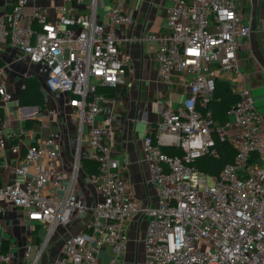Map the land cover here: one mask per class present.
Returning <instances> with one entry per match:
<instances>
[{
	"label": "built area",
	"instance_id": "2783aa9c",
	"mask_svg": "<svg viewBox=\"0 0 264 264\" xmlns=\"http://www.w3.org/2000/svg\"><path fill=\"white\" fill-rule=\"evenodd\" d=\"M3 34L30 62L48 67L44 84L48 91L67 96L66 104L88 126V158L96 163L90 174L101 194L92 209V233L79 232L66 238L62 252L48 264H106L99 248L108 243L117 257L127 251V226L131 219L148 218L144 239V264H264V140L260 115L248 88L228 110V120L219 124L207 108L218 80H229L238 68V48L251 33L237 0H171L164 33L156 48L158 72L165 82H187L188 96L180 108L169 98L157 130L144 139L143 152L150 164L157 203L141 204L128 194V184L113 153L114 114L97 120L105 94L100 86L115 87L127 72L121 50L124 32L134 23V14L122 8L127 0H68L51 19L37 7L26 23L29 0H5ZM84 4L80 12L76 4ZM2 67L0 65V75ZM0 98H13L0 81ZM53 113V111L51 112ZM6 125V121H2ZM1 132V131H0ZM236 150L219 175L200 172L196 160L216 153V140ZM7 141L0 136V150ZM180 153L170 154L165 149ZM20 152L19 144L12 146ZM61 147L54 138L30 145L15 168L31 180L0 187V202L23 209L32 222L45 227L36 256L32 247L25 257L37 264L42 249L56 229L67 225L84 210L83 195L75 194L79 155L62 196L65 172L58 170ZM43 161L39 162L40 159ZM211 179V183L209 182ZM53 182L56 191L45 193ZM15 255L1 254L0 264H13Z\"/></svg>",
	"mask_w": 264,
	"mask_h": 264
},
{
	"label": "crops",
	"instance_id": "0c3cea01",
	"mask_svg": "<svg viewBox=\"0 0 264 264\" xmlns=\"http://www.w3.org/2000/svg\"><path fill=\"white\" fill-rule=\"evenodd\" d=\"M237 2L245 21L251 26V33L241 40L237 55L238 68L225 81L238 93L243 88L250 90L254 106L260 115L261 137L264 140V0ZM111 3V0H104L99 14L102 15L103 10ZM171 4V0L123 2L122 8L133 13L135 18L134 23L125 30V39L121 45L127 61V72L117 86L99 87V92L103 94L108 90H113L114 94L105 95L106 98L101 100L97 120L101 121L105 116L114 114L112 155L120 164V172L128 184L129 196L141 204L154 205L158 200L150 164L144 157V139L157 130L166 100L171 98L173 107L180 108L189 93L187 82H165L158 72L155 52L160 37L167 32L166 18ZM73 5L68 0H29L24 9L23 21L26 23L28 16L37 7L44 8L48 16L55 19L62 6L70 8ZM76 5L80 12L87 10L84 4ZM9 8L5 0H0V81L13 95L9 101L0 98V111L7 123L4 126L1 124L0 132V136L7 141V146L0 150V187L16 181L26 183L31 180L34 165L30 166L26 176L17 175L15 168L21 164L30 145H38L47 138H54L61 147L57 169L63 170L66 176L62 189L59 190L62 196L65 188L70 185L73 163L77 155L80 157L75 194L83 195L84 210L74 215L69 224L59 226L42 249L37 264L42 259L44 264H48L59 257L68 236L79 232L92 233V209L101 199V194L83 166V160L88 158L89 151L88 126L80 124L78 116L66 104V95L47 90L44 81L48 76V67L23 57L3 34L5 13ZM29 78L36 79L42 85V107L19 103L21 90ZM228 118L227 114L226 121ZM14 144L20 145V152L12 151ZM56 190L53 182H49L44 188L45 193ZM147 226L146 216L131 219L127 226V251L121 253L115 261L113 249L105 243L99 248L100 258L106 264H144ZM44 235L45 227L41 222H32L23 209L0 202V256L11 251L15 255L13 264H31ZM29 245L32 247L33 257L26 258L25 249Z\"/></svg>",
	"mask_w": 264,
	"mask_h": 264
},
{
	"label": "trees",
	"instance_id": "16d2710c",
	"mask_svg": "<svg viewBox=\"0 0 264 264\" xmlns=\"http://www.w3.org/2000/svg\"><path fill=\"white\" fill-rule=\"evenodd\" d=\"M105 92L106 96H112L114 94L113 90ZM238 99L239 93L233 89L230 83L224 80H218L213 96L207 104V108L210 109L213 120L219 124H223L227 119L228 110ZM19 103L21 105H38L42 107L43 89L41 83L34 78H29L21 90ZM3 119L4 114L0 111V131L2 129L1 124ZM165 150L170 154L180 153V151L175 148H166ZM235 153L236 150L230 143L217 139L216 153L202 155L196 160L195 166L200 172L207 175H219L224 166L234 159ZM83 166L89 174L96 172V163L88 158L83 160Z\"/></svg>",
	"mask_w": 264,
	"mask_h": 264
},
{
	"label": "rangeland",
	"instance_id": "374dc122",
	"mask_svg": "<svg viewBox=\"0 0 264 264\" xmlns=\"http://www.w3.org/2000/svg\"><path fill=\"white\" fill-rule=\"evenodd\" d=\"M209 182H210V183L212 182L211 179H209ZM40 264H44V259H42V260L40 261Z\"/></svg>",
	"mask_w": 264,
	"mask_h": 264
}]
</instances>
